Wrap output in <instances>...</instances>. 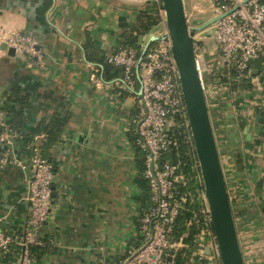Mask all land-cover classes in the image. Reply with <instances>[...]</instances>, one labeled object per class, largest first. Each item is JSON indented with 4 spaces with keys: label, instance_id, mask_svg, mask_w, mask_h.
<instances>
[{
    "label": "crops",
    "instance_id": "obj_1",
    "mask_svg": "<svg viewBox=\"0 0 264 264\" xmlns=\"http://www.w3.org/2000/svg\"><path fill=\"white\" fill-rule=\"evenodd\" d=\"M183 3L188 21L186 0ZM152 8V0H0V111L12 135L0 144V233L10 239L0 249V264H21L18 248L30 219V174L15 161L28 163V139L38 148L46 143L40 154L54 170L51 212L40 228L46 252L33 263L112 264L135 246L140 190L129 138L135 100L118 80H106L87 53L93 61L110 53L139 13ZM153 32L139 39L141 49ZM206 32L197 31V39L193 35L196 57L201 54L212 64L215 43L206 47L212 39ZM12 34L35 39L42 62L22 55L10 58L2 51V41ZM12 92L17 94L15 104L8 102ZM227 92L222 89L215 99L206 98L245 264L251 250L264 245V118L257 122L259 115L246 104L242 125ZM242 96L250 100L247 92ZM21 107V126L13 129L9 112ZM64 117L61 132L46 142V130ZM193 252L189 264H213L206 250L201 256ZM257 262L264 264V258Z\"/></svg>",
    "mask_w": 264,
    "mask_h": 264
},
{
    "label": "built area",
    "instance_id": "obj_2",
    "mask_svg": "<svg viewBox=\"0 0 264 264\" xmlns=\"http://www.w3.org/2000/svg\"><path fill=\"white\" fill-rule=\"evenodd\" d=\"M213 13L214 23L212 38L215 43L213 63L208 64L205 76L236 71L238 81H249V71L253 64H259L261 75L251 81L256 94L254 102L258 103L264 91V6L260 0H208ZM158 24L151 36L157 41L150 45L143 57L136 49L124 48L107 56V63L123 69L122 79L116 84L130 92L135 100L136 115L132 119L133 132L137 138L136 145L144 153V170L142 176L148 183L150 208L139 220L141 244L120 264H175L174 256L179 243L173 242V229L180 211L185 209L186 201L195 199L200 208L205 229L195 237L196 254L201 256L208 250V257L213 264H220L219 252L212 229L208 206L204 198L203 183L198 162L195 160L191 170L196 173L194 186L202 187L191 192L188 180L183 174L180 163H171L164 159L167 152L176 145L171 138L174 128H179L190 135L188 118L182 97L180 81L174 60L170 52V39L161 10L160 0H152ZM7 48H12L16 55L26 56L41 63L38 43L33 38H23L17 34L2 41ZM142 52V49H141ZM200 73L205 97L215 99L217 94L226 90L223 84L216 81L209 84ZM214 78V77H213ZM207 101V98H206ZM215 101V100H214ZM208 106V104H207ZM253 120V119H251ZM12 139L6 129L0 111V144L2 139ZM32 154L28 163L17 167L29 169L27 200L30 203V219L24 229L21 264H34L28 254V247L41 245L40 228L48 220L51 212L52 183L54 170L40 154L37 145L31 144ZM1 153V147H0ZM5 159L11 156L4 154ZM11 162V161H10ZM234 171V166L231 167ZM176 183L183 186L185 193L178 195ZM229 199L231 197L229 195ZM194 202V201H193ZM201 203V206H200ZM232 211L234 212L233 208ZM234 215V213H233ZM10 239L0 233V249L4 250ZM255 251L246 259L245 264H259L258 258H264V245H256Z\"/></svg>",
    "mask_w": 264,
    "mask_h": 264
},
{
    "label": "trees",
    "instance_id": "obj_3",
    "mask_svg": "<svg viewBox=\"0 0 264 264\" xmlns=\"http://www.w3.org/2000/svg\"><path fill=\"white\" fill-rule=\"evenodd\" d=\"M260 3L264 6V0H260ZM158 24V19L156 15V11L152 8L149 9V11H142L138 15L137 22L130 27V30L128 33L124 35L123 38L118 42L117 46L108 54L106 55H98V59L91 60L90 55L87 53V60L92 61L98 65L99 68H97L100 72H102L104 78L106 80H119L122 79L123 76V69L115 67L111 64L107 63V56L111 53L117 52L119 49L124 48H133L138 51V53H141V46L139 45V39L142 37L148 35L152 30L155 29V27ZM88 45V44H87ZM86 45V47H87ZM89 51V50H88ZM94 52V49H93ZM249 71V81H238V74L236 71H230V72H224V73H218L213 75H207L203 77V80L206 82H214L216 81V84H223L228 88L229 95L233 98V103L236 106V109L240 112L242 115L241 123L244 125L247 118H244L243 113L244 106L248 104L249 102H254V97L256 94L254 93V84L251 82L255 80L259 75H261V69L259 67V64H253L250 67ZM214 77V78H213ZM247 92L250 96V100L248 102H245L242 94ZM10 98H8V102L11 104L16 103L15 99V93L12 92ZM261 99L258 100V103H254L253 112L256 115H259L264 118V91L261 95H259ZM24 104L27 103L26 98L22 97L20 99ZM21 110H18L16 112H13L10 110V119L8 124L13 128L17 129V127L21 126L20 117H22L23 114V107L20 108ZM136 115L135 109L133 111L132 119H134ZM23 118V117H22ZM68 119V118H67ZM263 122V121H262ZM66 124V117L63 119H58L57 122H54L48 130H46V133L48 134L45 141L48 143L51 142V137L54 138V136H57L63 127ZM56 134V135H55ZM130 143L132 145L135 157H136V167L138 169V177L135 180V184L137 185L138 189L140 190L139 196L135 199L136 204L138 206V210L135 216V223L137 225V232L138 236L135 240L134 247L130 248L127 253L124 256L116 257L112 259V264H120L128 255L130 252L135 251L137 248H139L141 244V234L139 231V220L141 217L149 210L150 208V193H149V187L147 181L142 176L143 170H144V153L137 147L136 145V136L132 130V132L129 133ZM189 135L185 132H183L179 128H174L171 132V138L175 140L176 145H174L164 156V159L169 160L171 163H180L182 165L183 174L186 176L188 180V186L191 190V192L201 189L202 187H196L193 184V181L195 180L196 173L191 170V165L193 164L194 152L191 145V140H188ZM30 139H28L25 142V147L28 146L30 148L31 144ZM46 146V143L42 142L39 145V150H43V148ZM30 150V149H29ZM26 150V153L28 154V157L32 153V149L29 151ZM43 157V156H42ZM178 195H182L185 193V189L183 186L176 183ZM195 195V194H194ZM196 199V198H195ZM195 199L193 198V201H186L185 209L180 211L174 225L172 237L173 242L179 243V247L177 248L174 256L175 264H189L190 263V256L192 255V252L195 250L196 252V242L195 237L200 233L202 229H205V223L202 218V213L200 211L199 206L197 205ZM19 252L22 250V248H18ZM46 252V247L44 244L41 245H31L28 247V254L30 259L33 262H36L40 259V256L43 255ZM194 254V252H193ZM195 255H197L195 253ZM199 256V255H197ZM198 259V257H197Z\"/></svg>",
    "mask_w": 264,
    "mask_h": 264
},
{
    "label": "water",
    "instance_id": "obj_4",
    "mask_svg": "<svg viewBox=\"0 0 264 264\" xmlns=\"http://www.w3.org/2000/svg\"><path fill=\"white\" fill-rule=\"evenodd\" d=\"M160 2L170 39L171 56L178 72L190 135L203 183L204 198L218 247L220 264H244L207 101L197 67L193 39L196 31L210 28L214 20L203 25L196 22L199 27L192 29L186 18L183 0H160ZM156 41L155 36H150L140 57H143L150 45ZM1 50L6 51L10 58L16 57L15 51L12 48H7L4 44L1 46ZM261 119L260 116L256 117L257 122ZM244 135L246 141L250 142L251 134L247 128L244 130ZM236 165L239 170L242 169L240 159L237 160ZM257 207V205L254 206L255 211H258ZM206 252L208 253V250Z\"/></svg>",
    "mask_w": 264,
    "mask_h": 264
},
{
    "label": "rangeland",
    "instance_id": "obj_5",
    "mask_svg": "<svg viewBox=\"0 0 264 264\" xmlns=\"http://www.w3.org/2000/svg\"><path fill=\"white\" fill-rule=\"evenodd\" d=\"M187 3V13H188V23L190 28H195L198 26L196 22L199 20L200 23L202 22H210L213 19V13L209 9V2L208 0H186ZM205 23V24H206ZM207 37H212V27L207 29ZM194 38H198L197 31L194 34ZM213 38L207 39L206 47L210 48L213 43ZM215 52V50H214ZM198 61L200 65V71L202 75L205 77L206 71L208 69V64L206 63L204 57L199 54ZM228 90V88H227ZM220 93V92H219Z\"/></svg>",
    "mask_w": 264,
    "mask_h": 264
}]
</instances>
